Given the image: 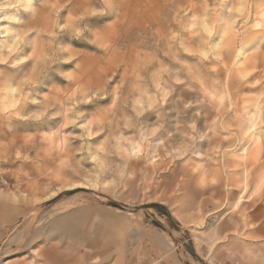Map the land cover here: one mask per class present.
I'll use <instances>...</instances> for the list:
<instances>
[{"label":"rangeland","instance_id":"1","mask_svg":"<svg viewBox=\"0 0 264 264\" xmlns=\"http://www.w3.org/2000/svg\"><path fill=\"white\" fill-rule=\"evenodd\" d=\"M0 264H264V0H0Z\"/></svg>","mask_w":264,"mask_h":264},{"label":"bare ground","instance_id":"2","mask_svg":"<svg viewBox=\"0 0 264 264\" xmlns=\"http://www.w3.org/2000/svg\"><path fill=\"white\" fill-rule=\"evenodd\" d=\"M42 209V206H40L39 208H37L36 209V214L40 211ZM35 215V214H34ZM34 215L33 214H30V216H29V218H28V220H27V224L28 223H30V221H31V219H33V217H34ZM47 254V253H46ZM49 255V254H48ZM50 256V255H49ZM48 256V257H49ZM46 257H47V255H46Z\"/></svg>","mask_w":264,"mask_h":264},{"label":"snow or ice","instance_id":"3","mask_svg":"<svg viewBox=\"0 0 264 264\" xmlns=\"http://www.w3.org/2000/svg\"><path fill=\"white\" fill-rule=\"evenodd\" d=\"M237 10L239 11V9H237ZM75 19L79 20V19H82V17H76ZM17 39H20V38L17 37ZM41 59L46 62L48 58L45 56H41ZM3 63H7V62H3ZM25 82H28V81H25Z\"/></svg>","mask_w":264,"mask_h":264}]
</instances>
